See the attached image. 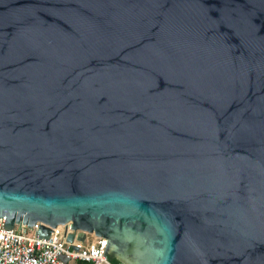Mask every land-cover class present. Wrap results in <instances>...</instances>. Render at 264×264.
Returning a JSON list of instances; mask_svg holds the SVG:
<instances>
[{
	"label": "water",
	"instance_id": "water-1",
	"mask_svg": "<svg viewBox=\"0 0 264 264\" xmlns=\"http://www.w3.org/2000/svg\"><path fill=\"white\" fill-rule=\"evenodd\" d=\"M0 225L264 264V0H0Z\"/></svg>",
	"mask_w": 264,
	"mask_h": 264
},
{
	"label": "built area",
	"instance_id": "built-area-1",
	"mask_svg": "<svg viewBox=\"0 0 264 264\" xmlns=\"http://www.w3.org/2000/svg\"><path fill=\"white\" fill-rule=\"evenodd\" d=\"M34 230L20 226L9 234L0 225V264H113L104 254L105 238L99 237L96 251H83L49 239H33Z\"/></svg>",
	"mask_w": 264,
	"mask_h": 264
},
{
	"label": "trees",
	"instance_id": "trees-1",
	"mask_svg": "<svg viewBox=\"0 0 264 264\" xmlns=\"http://www.w3.org/2000/svg\"><path fill=\"white\" fill-rule=\"evenodd\" d=\"M107 258H108V260H109L110 262H112L113 264H120L116 259H114V258L111 257V256H107ZM75 264H87V263H85V262H75Z\"/></svg>",
	"mask_w": 264,
	"mask_h": 264
},
{
	"label": "rangeland",
	"instance_id": "rangeland-1",
	"mask_svg": "<svg viewBox=\"0 0 264 264\" xmlns=\"http://www.w3.org/2000/svg\"><path fill=\"white\" fill-rule=\"evenodd\" d=\"M70 263V262H69Z\"/></svg>",
	"mask_w": 264,
	"mask_h": 264
}]
</instances>
